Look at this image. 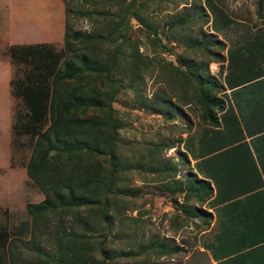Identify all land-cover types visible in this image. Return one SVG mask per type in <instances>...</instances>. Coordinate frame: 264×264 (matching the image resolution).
<instances>
[{
  "label": "rangeland",
  "instance_id": "374dc122",
  "mask_svg": "<svg viewBox=\"0 0 264 264\" xmlns=\"http://www.w3.org/2000/svg\"><path fill=\"white\" fill-rule=\"evenodd\" d=\"M258 1L148 0L143 7L144 17L155 26L165 48L150 41L146 30L137 20L130 18L126 33L138 41V50L146 65L132 81L128 72L116 75L121 90L111 101L118 140L127 154L134 145L148 147L162 143L165 148L156 151L151 163L164 167L166 161L174 164L176 180L183 179L185 173L192 169L184 152L186 139L205 129L201 140L206 141V131L210 133L213 129L199 121V107L194 101L191 86L188 85L181 93L176 73L167 61L178 65L179 59L195 63L207 60L208 71L219 78L224 66L222 61H216L203 48L186 46V43L209 38L221 40L224 43L221 49L214 44H208V47L222 54L225 47L229 50L237 46L244 48L255 32L264 29V0ZM201 6L207 13L203 23L204 17L195 16ZM84 8L86 6L81 0H0V226L7 231L9 238L14 239L9 248L17 257L16 264H38L43 254H36L34 246L48 253L56 252L57 248L51 224H41L33 232L28 231L30 218L24 205L40 200L43 194L25 173V162L35 133L22 128L18 130V124H15L17 121L20 123L27 108L13 91V86L24 82L28 74L36 73L39 63L49 64L52 69L61 61L64 55V23L81 30L101 25L99 19L77 13ZM182 14L189 15L187 22L169 26V20ZM42 56L44 58L40 59ZM253 56L250 52L246 62H241L239 67L234 66L237 59L233 55L234 64L227 68L223 77L226 86L238 80L243 68L255 64L257 59L252 62ZM258 59L264 60V50ZM179 66L184 69L185 64ZM230 115L229 108L224 115L228 120L224 123L225 131L237 127L234 118L233 122L227 118ZM145 155L149 157L146 151L142 157ZM148 163L144 158L142 165ZM158 171L131 169L126 172L119 181L123 187L122 196H117L122 197L128 206L120 201L114 204L113 210L117 213L111 214V229L106 230L101 222L96 229L106 234V247L110 252L125 247L135 248L153 239L180 247L175 252L161 255L147 252V249L132 257L114 256L113 261L115 264H208L205 254L199 251L204 245V235L196 226L199 219L183 215L178 207L182 200L180 193L165 187L163 184L166 182L158 179ZM163 171V174H174L167 167ZM166 181L169 183L171 180ZM188 201L195 203L192 198ZM79 215L82 219L87 217L84 210H80ZM51 219L57 220L55 216ZM83 220H73L69 214L62 219L66 227L76 231L82 230ZM6 255V251L0 248V264L10 263Z\"/></svg>",
  "mask_w": 264,
  "mask_h": 264
},
{
  "label": "trees",
  "instance_id": "16d2710c",
  "mask_svg": "<svg viewBox=\"0 0 264 264\" xmlns=\"http://www.w3.org/2000/svg\"><path fill=\"white\" fill-rule=\"evenodd\" d=\"M147 1L81 0L86 8L77 13L99 19L101 25L81 30L72 29L64 23V55L61 61L52 69L49 64L39 63L36 73L31 76L28 74L24 82L13 86V91L21 97L27 108L20 123L17 121L15 124H18V130L22 128L35 133L25 162V173L43 194L40 200L24 205L30 218L28 231L33 232L41 224H51L57 248L56 252L48 253L34 246L36 254H43L38 264H115L114 256L132 257L147 249V252L161 255L179 249L180 246H172L157 239L116 252H110L106 247V234L96 228L101 222L105 224L106 230L111 229V214L117 213L113 210L114 204L120 201L128 206L122 197H118L122 196L123 189L119 181L131 169L159 170L158 179L166 182L163 185L180 193L182 200L178 207L184 216L199 219L200 223L196 224L199 229L205 228L211 220V212L202 207L212 194V186L207 179L189 169L183 179L176 180V166L168 161L165 167L174 174H163L165 167L151 162L155 159L156 151L165 148V144L157 143L148 147L134 145L127 154L118 140L111 105L121 90L116 75L128 72L132 81L146 65L138 50V41L126 33L130 18L137 20L146 30L150 41L165 48L156 34L155 26L144 17L143 7ZM200 10L195 16L204 17L201 22H206L204 7L201 6ZM189 18L188 14L177 15L167 23L169 26L184 24ZM208 44L220 49L224 47L223 41L212 38L188 41L186 46L201 47L207 54L213 55L216 61H222L224 55L210 49ZM229 54L227 48V57ZM179 60L178 65L170 61L167 64L176 73L175 79L178 80L181 93L188 85L191 86L194 101L199 107V121L207 127H217L220 123L219 113L225 107L221 95L225 89L223 83L208 71L207 60L202 63ZM179 64H185L184 69ZM158 110L163 111L160 108ZM203 131L205 129L186 139L184 152L188 151L190 157L196 156V142L199 144L197 147L203 150ZM144 151L149 157H142ZM144 158L149 161L148 165H142ZM194 165L197 171L202 167L198 161ZM168 179L171 183L166 181ZM191 198L195 203L188 201ZM80 210L86 211L84 220L79 215ZM68 214L73 220H83L81 231L63 224L62 219ZM54 216L56 221L51 219ZM13 240L0 226V248L6 251L9 264H16L17 261L9 248Z\"/></svg>",
  "mask_w": 264,
  "mask_h": 264
},
{
  "label": "crops",
  "instance_id": "0c3cea01",
  "mask_svg": "<svg viewBox=\"0 0 264 264\" xmlns=\"http://www.w3.org/2000/svg\"><path fill=\"white\" fill-rule=\"evenodd\" d=\"M227 48L219 76L225 87L220 123L206 131L203 150L195 143L196 156L186 151L192 170L212 186L209 201L203 204L211 220L199 231L204 235L200 250L208 264H264V60L258 59L264 50V29L255 32L244 48H230L229 57ZM250 52L255 64L243 68L238 80L226 86L223 77L234 64L233 55L234 66L240 67ZM229 108L227 118L230 122L234 118L237 127L225 131ZM195 161L202 172L195 169Z\"/></svg>",
  "mask_w": 264,
  "mask_h": 264
}]
</instances>
